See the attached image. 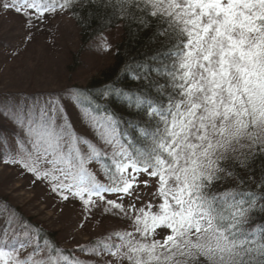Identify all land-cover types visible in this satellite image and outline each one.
I'll return each mask as SVG.
<instances>
[{
    "label": "snow or ice",
    "instance_id": "snow-or-ice-1",
    "mask_svg": "<svg viewBox=\"0 0 264 264\" xmlns=\"http://www.w3.org/2000/svg\"><path fill=\"white\" fill-rule=\"evenodd\" d=\"M76 2L11 0L2 7L31 22L33 14L40 19L57 6L63 10ZM100 2L87 0L89 4ZM103 3L119 5L125 19L129 7H134L140 15L133 19L144 29L152 26L145 16L155 18L157 27L149 41L161 39L163 54L171 60L170 67L163 64V71L145 64L142 73L133 75V80L147 79L158 95L167 97L163 106L146 101L143 118L155 122L151 151L130 154L120 142L118 122L109 115L108 123L102 125L105 132L98 135L112 149L115 171H105L107 183L99 181L85 164L98 159L100 150L84 140L90 155H81L75 147L78 137L69 133L67 123L60 122L63 97L50 95L28 109L11 99H0V120L11 121L26 137L15 134L20 154L5 162L19 163L37 180L49 182L62 199L78 197L86 207H102L131 221L132 231L115 233L119 244L104 243L99 251L92 248L94 254L107 253L112 264H264V228H245L254 213L264 214V169L258 180L236 171L250 172L251 161L264 155V0ZM152 60L158 61L159 55ZM150 71L166 76L171 91L164 93L165 85L151 80ZM108 94L109 90L103 93ZM142 103L137 96L136 107ZM138 131L148 135L145 128ZM0 140L7 143L3 134ZM42 141L47 143L43 151ZM26 142L33 150H28ZM66 142L67 153L63 150ZM229 179L245 185L254 182L258 190L245 189L247 200L235 198L237 189L210 192L215 184ZM141 184L153 188L152 200L137 207ZM109 193L115 198L109 199ZM0 217L4 221L0 225V264H79L53 241H42L40 230L19 218L9 205L0 206ZM26 249L31 251L21 256Z\"/></svg>",
    "mask_w": 264,
    "mask_h": 264
},
{
    "label": "rangeland",
    "instance_id": "rangeland-1",
    "mask_svg": "<svg viewBox=\"0 0 264 264\" xmlns=\"http://www.w3.org/2000/svg\"><path fill=\"white\" fill-rule=\"evenodd\" d=\"M26 21L24 15L6 10L0 3V99H11L28 109L38 106L50 95L63 97L60 122L67 123L69 133L78 137L75 147L80 149L81 155H90L88 145L83 142L87 140L103 155L111 156V147L101 142L99 131L94 127L95 119L88 117L75 87L86 83V72L93 71L96 65L110 58L115 43L122 36V26L107 30L84 45L76 23L59 6L55 12L45 13L43 18L37 19L33 14L32 21ZM74 63L84 70L73 72L71 64ZM77 97H80L79 101ZM16 133L26 140L24 132L11 121L0 120V134L7 138V143L0 140V206L7 204L15 209L17 216L34 229L38 227L53 233L54 243L60 249H67L69 253L64 254L75 257L79 264H112L107 253L97 255L92 248L97 247L99 251L104 243L119 244L121 241L115 233L132 231V222L114 216L102 207H86L78 197L62 199L60 193L52 191L49 182L37 180L19 163H6L20 154ZM26 147L33 150L31 143L26 142ZM68 147L66 142L63 145L65 153ZM40 148L43 151L47 143L42 141ZM71 156L75 159V151ZM100 157L88 160L85 167L99 181L107 183ZM153 188H145L142 184L138 187L137 207L152 200ZM107 197L115 198L110 193ZM128 203L125 199V206ZM3 223L0 217V225ZM29 251L31 249L24 250L21 256Z\"/></svg>",
    "mask_w": 264,
    "mask_h": 264
},
{
    "label": "trees",
    "instance_id": "trees-1",
    "mask_svg": "<svg viewBox=\"0 0 264 264\" xmlns=\"http://www.w3.org/2000/svg\"><path fill=\"white\" fill-rule=\"evenodd\" d=\"M4 2V0H0L1 4ZM58 2H63V0H58ZM65 11L69 13L79 28L80 38L84 45L107 30L122 26V36L115 43L110 58L100 62V65H96L93 71L86 72L89 75L85 74L87 76L86 83L76 86L75 89L82 98V107L88 111V117L95 119V123L97 122V124L93 122L97 131L105 130L102 125L108 123L107 117L111 115L118 122L117 127L121 133L120 142L130 154L137 156L141 152H150L152 147L151 133L155 130V122L149 123L146 118H143V112L148 108L146 101L152 100L153 106H163L167 104V97L165 94L158 95L155 89L148 85L147 79L144 81L133 80V75L142 73L145 64L151 67H159L161 71H163L164 63H167L169 67L171 66V60L163 54V41L161 39H157L154 43L149 41L151 32L157 27V24L153 23L155 18L146 15L145 18L149 20L152 26L150 29H144L136 19H133V16L140 15L134 7H129V15L125 19L121 16L119 5L106 7L103 0L99 4H89L87 0H77L72 7L65 8ZM154 55H159V60L156 62L152 60ZM168 55L171 53L169 52ZM71 65L74 66L73 72L84 70L83 67L79 68V65L75 63ZM148 76L151 80L165 85L164 93L171 91L167 87L166 76L159 75L155 71H150ZM106 90H109L107 96L103 95ZM115 90H121V94L117 95ZM137 96L145 101L140 108L136 107ZM139 128H145L148 135H140ZM101 142L103 143L102 139ZM100 160L102 167H105L103 174L106 178V170L115 171L113 161L111 156L102 153ZM249 168L250 172L241 168H237L236 171L246 178L251 175L258 180L262 169H264V155L253 159ZM228 189H237L235 192L237 200H247L250 197L245 189L257 191L258 186L251 181L245 185L236 179H229L215 184L210 192L219 193ZM245 228L247 230L264 228V214L254 213ZM36 229L40 230L39 234L42 241L43 239L55 240L53 233L38 227ZM64 252L69 253L67 249Z\"/></svg>",
    "mask_w": 264,
    "mask_h": 264
}]
</instances>
